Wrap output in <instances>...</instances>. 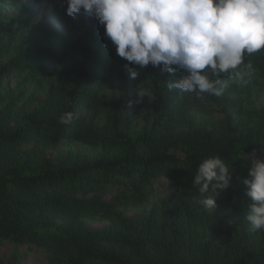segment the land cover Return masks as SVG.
<instances>
[{
    "label": "trees",
    "instance_id": "16d2710c",
    "mask_svg": "<svg viewBox=\"0 0 264 264\" xmlns=\"http://www.w3.org/2000/svg\"><path fill=\"white\" fill-rule=\"evenodd\" d=\"M12 40L0 37V79L18 72L15 86L23 89H0V240L37 245L50 264H264V232L252 231L245 219L251 201L242 183L251 166L245 153L264 149V113L239 106L238 121L195 125L193 107L225 100L169 90L167 83L183 71L170 75L149 65L138 88L125 85L107 95L104 85L127 75L93 72V35L83 60L64 70L56 68L63 48L38 47L5 59ZM43 60L54 67H44ZM245 62L264 72V50ZM143 88L151 98L134 103ZM69 111L72 121L61 123ZM142 113L150 123L133 129V118ZM63 140L100 144L102 150L93 157L43 155V148ZM210 156H220L231 172L214 211L204 208L193 186L199 163ZM163 179L174 190L156 197L155 182ZM127 204L139 212L124 215L120 208ZM94 216L108 225L84 224L83 218ZM227 217L233 220L223 223ZM0 264L18 263L13 256Z\"/></svg>",
    "mask_w": 264,
    "mask_h": 264
},
{
    "label": "clouds",
    "instance_id": "9594fccd",
    "mask_svg": "<svg viewBox=\"0 0 264 264\" xmlns=\"http://www.w3.org/2000/svg\"><path fill=\"white\" fill-rule=\"evenodd\" d=\"M66 15L94 18L118 57L129 65H149L180 79L167 83L169 90L221 96L232 83L244 86L245 77L257 69L245 56L264 50V0H66ZM139 73L130 70V78ZM148 88L137 90L151 98ZM131 107L133 101H129ZM72 112L60 117L70 123ZM231 172L220 156L203 159L193 186L204 198L201 204L214 211L219 194L230 186ZM250 199L245 219L254 232H264V158L251 161L242 180Z\"/></svg>",
    "mask_w": 264,
    "mask_h": 264
},
{
    "label": "rangeland",
    "instance_id": "374dc122",
    "mask_svg": "<svg viewBox=\"0 0 264 264\" xmlns=\"http://www.w3.org/2000/svg\"><path fill=\"white\" fill-rule=\"evenodd\" d=\"M66 0H0V37H12L11 49L5 59L16 52H30L38 47L43 50L50 48L64 49L60 62L56 64L58 70H64L73 64L83 60V50L85 43L90 36L95 37L94 48L96 49V59L93 62V72L102 75L106 69H113L116 73L124 70L127 77L122 80H112L104 85L103 92L107 95L118 94L123 91L125 85L128 88H138L137 83L141 79L142 68L129 65L124 59L118 57L115 48L104 36V29L98 25L94 18L83 14L77 15L75 19L66 15ZM44 67H54L50 61L39 62ZM130 70L137 71L139 75L130 78ZM16 73L11 78L1 77L0 89H13L20 92L23 88H16ZM23 74V73H22ZM247 83L240 86L232 83L231 86L219 96L225 102L221 104L209 103L206 107H193L190 117L195 125H204L209 119H224L226 117L238 121L236 110L239 106L246 113H264V72L257 69L251 77H245ZM138 81V82H137ZM134 93V92H133ZM183 96L190 93L181 92ZM42 97L43 94H38ZM256 117V116H255ZM150 118L143 113L132 120L133 129H139L145 124H149ZM255 121V120H254ZM102 124V123H101ZM43 155L48 157L65 156L70 153H80L86 157H93L96 152L101 151L100 144L90 142H80L74 140L61 141L43 148ZM245 156L252 161L255 158H264V149H256L245 153ZM156 184V197H163L174 190V185L168 179H163ZM116 192L115 189L108 194L111 198ZM222 195V194H220ZM124 215H132L139 212L137 206L127 204L120 208ZM238 220L239 217H236ZM233 217H227L223 223H229ZM85 225L90 227H104L108 222L99 216L83 218ZM45 251L37 245L27 243H15L7 239L0 240V258L9 260L16 258L18 264H50L46 262Z\"/></svg>",
    "mask_w": 264,
    "mask_h": 264
}]
</instances>
